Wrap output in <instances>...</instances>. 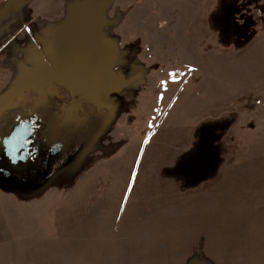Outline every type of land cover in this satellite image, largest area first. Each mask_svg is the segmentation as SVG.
<instances>
[{
    "label": "rangeland",
    "instance_id": "1",
    "mask_svg": "<svg viewBox=\"0 0 264 264\" xmlns=\"http://www.w3.org/2000/svg\"><path fill=\"white\" fill-rule=\"evenodd\" d=\"M41 84L94 121L0 180V264H264V0H0V116Z\"/></svg>",
    "mask_w": 264,
    "mask_h": 264
},
{
    "label": "flooded vegetation",
    "instance_id": "2",
    "mask_svg": "<svg viewBox=\"0 0 264 264\" xmlns=\"http://www.w3.org/2000/svg\"><path fill=\"white\" fill-rule=\"evenodd\" d=\"M94 115L91 104L71 88L41 84L18 91L0 116V144L7 131L14 132L15 124H31L35 130L24 165H4L0 146V180L39 185L51 178L91 131Z\"/></svg>",
    "mask_w": 264,
    "mask_h": 264
},
{
    "label": "water",
    "instance_id": "3",
    "mask_svg": "<svg viewBox=\"0 0 264 264\" xmlns=\"http://www.w3.org/2000/svg\"><path fill=\"white\" fill-rule=\"evenodd\" d=\"M23 124L13 125L12 130L14 132L7 131L2 136L0 144L2 148L1 158L2 163L6 166L24 165L26 163L29 148L28 142L35 128L31 124Z\"/></svg>",
    "mask_w": 264,
    "mask_h": 264
},
{
    "label": "crops",
    "instance_id": "4",
    "mask_svg": "<svg viewBox=\"0 0 264 264\" xmlns=\"http://www.w3.org/2000/svg\"><path fill=\"white\" fill-rule=\"evenodd\" d=\"M260 216L263 217V213L261 212ZM217 253H219V255H216L213 257L214 259V264H227L226 263V259L224 258V255L226 254V249L225 250H220Z\"/></svg>",
    "mask_w": 264,
    "mask_h": 264
}]
</instances>
